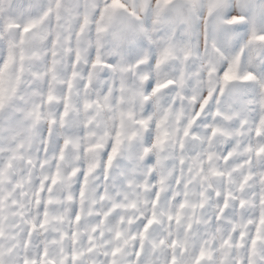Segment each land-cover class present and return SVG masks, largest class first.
Instances as JSON below:
<instances>
[{
	"label": "clouds",
	"instance_id": "1",
	"mask_svg": "<svg viewBox=\"0 0 264 264\" xmlns=\"http://www.w3.org/2000/svg\"><path fill=\"white\" fill-rule=\"evenodd\" d=\"M0 264H264V0H0Z\"/></svg>",
	"mask_w": 264,
	"mask_h": 264
},
{
	"label": "snow or ice",
	"instance_id": "2",
	"mask_svg": "<svg viewBox=\"0 0 264 264\" xmlns=\"http://www.w3.org/2000/svg\"><path fill=\"white\" fill-rule=\"evenodd\" d=\"M27 30V29H25ZM234 78V70H230L229 74L225 76V81L231 80Z\"/></svg>",
	"mask_w": 264,
	"mask_h": 264
}]
</instances>
